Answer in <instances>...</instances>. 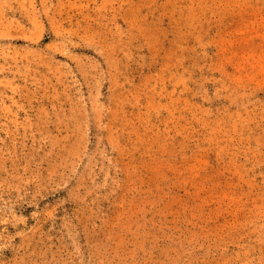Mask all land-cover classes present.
Listing matches in <instances>:
<instances>
[{
  "label": "rangeland",
  "instance_id": "374dc122",
  "mask_svg": "<svg viewBox=\"0 0 264 264\" xmlns=\"http://www.w3.org/2000/svg\"><path fill=\"white\" fill-rule=\"evenodd\" d=\"M0 264H264V0H0Z\"/></svg>",
  "mask_w": 264,
  "mask_h": 264
}]
</instances>
